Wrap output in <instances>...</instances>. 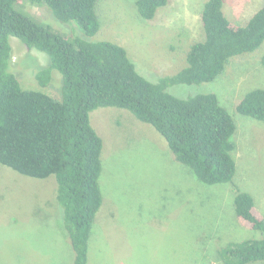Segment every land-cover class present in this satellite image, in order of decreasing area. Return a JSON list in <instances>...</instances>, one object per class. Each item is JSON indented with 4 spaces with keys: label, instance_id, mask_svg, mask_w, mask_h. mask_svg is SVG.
Segmentation results:
<instances>
[{
    "label": "rangeland",
    "instance_id": "obj_1",
    "mask_svg": "<svg viewBox=\"0 0 264 264\" xmlns=\"http://www.w3.org/2000/svg\"><path fill=\"white\" fill-rule=\"evenodd\" d=\"M207 0H169L153 19H143L135 0H100V29L88 37L76 21H62L45 4L15 7L70 38L110 40L123 46L137 70L152 82L186 64L190 45L205 37L200 14ZM264 0H223L233 22L244 25ZM9 70L24 88L61 98L63 76L53 69L46 87L37 74L47 53L11 36ZM264 43L235 56L215 79L175 84L168 91L188 98L215 93L236 122V172L232 182L208 184L177 161L151 125L118 107H99L91 123L104 141L100 185L103 203L94 220L88 264H224L220 249L258 238L235 212L237 190L250 193L264 215V123L237 111L251 89L264 87ZM157 78V80H156ZM53 178L23 175L0 164V264H74ZM248 264H264V261Z\"/></svg>",
    "mask_w": 264,
    "mask_h": 264
},
{
    "label": "trees",
    "instance_id": "obj_2",
    "mask_svg": "<svg viewBox=\"0 0 264 264\" xmlns=\"http://www.w3.org/2000/svg\"><path fill=\"white\" fill-rule=\"evenodd\" d=\"M22 1L47 5L57 18L76 21L93 37L101 25L100 0H0V164L23 175L55 180L57 201L75 251L74 264L89 262L93 224L103 203L104 141L91 123L95 109L123 108L151 124L175 159L201 181H233L237 126L232 115L215 93L181 98L167 89L211 81L233 57L259 49L264 43V2L241 25L226 16L223 0H207L200 14L204 39L190 45L186 64L175 74L152 82L137 70L123 46L110 40L70 38L18 10L15 5ZM168 1L135 0V5L139 15L150 20ZM11 36L49 55L50 65L37 78L46 87L51 71L58 70L63 76L61 98L24 88L9 70ZM237 111L264 123V87L249 90ZM234 204L242 224L262 234L222 247L224 264L264 261V215L248 192L237 190Z\"/></svg>",
    "mask_w": 264,
    "mask_h": 264
}]
</instances>
